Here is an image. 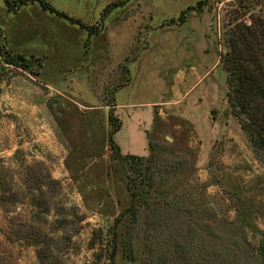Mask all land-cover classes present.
Masks as SVG:
<instances>
[{"label":"rangeland","instance_id":"1","mask_svg":"<svg viewBox=\"0 0 264 264\" xmlns=\"http://www.w3.org/2000/svg\"><path fill=\"white\" fill-rule=\"evenodd\" d=\"M43 1L96 26L109 5L126 0ZM240 3L264 10V0H130L110 13L103 33L90 37L39 4L14 12L0 0V71L3 48L34 58L27 73L7 66L3 72L0 181L10 185L12 177L23 178L25 164L44 163L61 186L58 194L44 191L49 222H70L75 212L86 217L71 242L56 239V264H95L100 256L98 264H109V248L101 244L131 206L128 180L135 175L108 141L114 105L123 124L114 138L122 156L171 161L160 189L189 202L185 208L195 210L214 243L221 238L232 250L264 237V163L231 114L220 62L228 17ZM188 8L186 23L178 24ZM148 140L159 150L151 152ZM14 210L0 202V252L13 255V264H39L35 248L7 243ZM20 211L25 217L26 208ZM130 224L126 217L117 228L115 264H145L144 257L131 262L122 253ZM94 231L101 237L93 248Z\"/></svg>","mask_w":264,"mask_h":264},{"label":"trees","instance_id":"2","mask_svg":"<svg viewBox=\"0 0 264 264\" xmlns=\"http://www.w3.org/2000/svg\"><path fill=\"white\" fill-rule=\"evenodd\" d=\"M3 1L14 12L30 4H39L43 11L79 26L92 37L103 33L105 20L110 13L125 6L130 0L109 5L102 14L101 22L96 26H86L43 0ZM192 9L188 8L181 14L178 24L186 23V15ZM250 10V6L240 3L228 17L224 34L226 52L221 54L220 62L226 73L227 100L231 114L239 122L257 160L264 163V10L261 8L258 13ZM171 23L175 21L172 20ZM1 38L3 31L0 30ZM1 50L4 67L0 71V83L3 81L5 66L21 73L32 69L34 58L16 55L6 48ZM37 63L41 67V60ZM113 108L109 113L112 130L108 141L116 159L128 161L135 178L128 180L130 208L115 219L107 244H101L109 248V264H115L118 251L117 228L126 217L131 218V224L123 240L122 253L131 262L144 257L145 264H264V237L256 244L249 240H246V246L234 243L232 250H229V244L226 247L221 238L214 243L210 234L202 229L195 210L185 208L189 202L166 197L167 193L160 186L167 181L164 177L172 174L174 165L171 161L163 160L160 156L155 162L131 155L122 156L114 138L123 124L114 114L116 105ZM159 115L155 111L154 122ZM146 134L149 135L148 132ZM148 141L149 150L154 152L156 147ZM26 165L21 180L12 177L10 185L0 181L1 205L15 208V216L8 222L7 243L19 245L21 248H35L39 264H56L57 255L60 253L56 239L64 237L65 241L71 242L82 230L80 225L86 217L75 212L68 215L73 219L70 218V222L57 218L50 223L47 218L52 205L46 200L44 191L48 189L53 194H58L60 183L52 178L44 163ZM21 207L26 208L25 217L20 213ZM60 215L59 211L57 217ZM100 237L101 235L97 236L93 232V248L96 238ZM12 260L13 255L8 256L3 250L0 252V264H13ZM102 261L103 257H97L95 264Z\"/></svg>","mask_w":264,"mask_h":264},{"label":"crops","instance_id":"3","mask_svg":"<svg viewBox=\"0 0 264 264\" xmlns=\"http://www.w3.org/2000/svg\"><path fill=\"white\" fill-rule=\"evenodd\" d=\"M178 102H180V99H176V101L173 102V103H178ZM159 106H160V105H156V106H154L153 108L157 109ZM156 107H157V108H156ZM116 110H117V105H116Z\"/></svg>","mask_w":264,"mask_h":264},{"label":"water","instance_id":"4","mask_svg":"<svg viewBox=\"0 0 264 264\" xmlns=\"http://www.w3.org/2000/svg\"><path fill=\"white\" fill-rule=\"evenodd\" d=\"M215 114H216L215 112H212V113H211V115H213V116H214Z\"/></svg>","mask_w":264,"mask_h":264}]
</instances>
